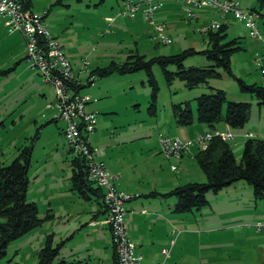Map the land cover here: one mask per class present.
Segmentation results:
<instances>
[{
  "label": "rangeland",
  "instance_id": "1",
  "mask_svg": "<svg viewBox=\"0 0 264 264\" xmlns=\"http://www.w3.org/2000/svg\"><path fill=\"white\" fill-rule=\"evenodd\" d=\"M239 1L246 11L255 8L264 13V5L259 8L257 0ZM173 2L177 5L172 9L173 18L168 24L156 17L162 4L153 13V23L163 22L171 37L169 43H161L151 37L155 28L141 11L134 16L118 13L123 5L121 0H31L34 11L46 10L44 22L48 31L63 47L74 76L84 84L79 92L91 96L92 101L86 108L96 110V124L89 133L95 157L104 161L105 171L113 176L115 187L123 190L116 186L122 180L120 186L130 195L153 185L170 188L186 181L206 180L194 157L200 147L196 141L181 155L168 156L160 151L158 137L177 135L184 140H194L198 133H204L201 128L206 124L196 119L195 97L210 91L209 86L187 87L178 77L167 82L161 66L153 63L152 73L157 82L153 108L152 85L145 69L88 76L90 69L105 65L111 59L122 60L131 50L144 53L148 58L179 52L189 46L204 48L207 36L199 27L212 19H222V15L211 5H187L184 0ZM189 10L197 13L199 19H187ZM253 13L257 12L253 10ZM110 15L114 19L108 22L106 17ZM227 20V39L239 36L243 45L231 54L232 72L247 83L255 81L264 85V72L254 60L257 54L264 52V40L252 36L244 21L232 13H227ZM254 20L264 34V14L257 13ZM210 63L199 52L183 60L186 67ZM262 64L264 66V60ZM168 69H175V64H169ZM0 70L3 71L0 73V160L7 164L18 154L19 147H32L26 195L29 200L36 201L39 215L44 217L40 225L8 242L5 253L0 256V264H38V251L45 245L48 233H53L52 245H58L61 250V254L48 264H107L109 260L104 252H108L111 243L102 230L97 234L100 227L87 223L97 202L83 200L70 189V159L75 152L68 151L69 145L61 132L64 120H52L57 112L55 87L43 79L37 68L30 66L25 56L23 34L19 30H9L2 16ZM219 71L221 76L210 78L208 85L224 89L227 100H246L251 104L244 125L230 128L233 138L229 142L239 161L248 132L264 137V104L258 103L255 94L241 90L235 77L222 68ZM89 78L93 80L87 83ZM184 101L189 102L194 120L181 125L175 121L172 104L183 102L184 105ZM225 106L226 102L223 111ZM218 126L223 127V122ZM147 183L152 184L148 186ZM206 197L208 202L198 209L174 211L179 228L189 234L185 259L188 253L190 264H263L264 235L255 237L246 225L254 211L262 214L258 215L262 219L257 218L264 222V197L256 198L252 185L244 179L217 192L209 190ZM124 203L128 204L129 200ZM124 226L126 228L125 222ZM254 226L260 230L255 222ZM164 254L168 255V248Z\"/></svg>",
  "mask_w": 264,
  "mask_h": 264
},
{
  "label": "trees",
  "instance_id": "2",
  "mask_svg": "<svg viewBox=\"0 0 264 264\" xmlns=\"http://www.w3.org/2000/svg\"><path fill=\"white\" fill-rule=\"evenodd\" d=\"M24 1L27 6L31 7V0ZM257 1L261 8L264 0ZM57 2H62V0H57ZM251 10L261 13L259 9L252 8ZM206 36V46L201 49L189 46L179 52L160 53L148 58L144 53L131 50L122 60L111 59L105 65L90 69L88 76H106L112 73L122 74L145 69L148 82L152 85L151 104L155 108L157 82L152 73V64L158 63L167 82L178 77L184 80L187 87L205 84L211 88L210 91L202 92L195 97L196 119L198 122L205 123L207 130L219 128V122H223L229 128L241 127L248 119L250 102L227 100L224 89L208 85V80L221 76L219 68H222L237 79L241 90L255 94L259 99V104H264V85L257 82L247 83L232 72L231 54L242 49L243 45L238 39L239 36L227 39L226 23L221 22L217 29L208 30ZM197 52L202 53L211 63L206 66H184L183 60L188 55ZM169 64H175V69H168ZM1 72L3 71L0 70ZM92 80L93 78H89L87 83ZM83 85L78 80L73 86L79 91ZM224 102L226 106L223 111ZM182 103L172 104L173 116L178 124H190L194 120L193 111L188 101H184V105ZM55 119L54 116L52 120ZM71 150L69 146V151ZM31 151V146H21L18 148V154L9 163L3 164L0 160V256L5 253L10 240L30 231L44 220V217L39 215L37 203L29 200L26 195ZM194 157L206 175L205 181H186L176 184L165 192L150 190L144 195H174L176 197L174 211L187 212L194 208L198 209L208 202L207 191L217 192L238 179H244L252 185L253 193L257 198L264 197V137L248 135L244 141L239 161L236 160L229 139H223L220 135H213L204 148H199L194 153ZM70 161L72 170L69 177L70 189L76 190L86 199H89L91 194L97 195L102 199L100 203L106 210L104 189L88 177L86 158L75 152ZM56 253L57 246L52 245V233H48L45 245L38 251V264H48ZM114 257L115 264H117L115 251Z\"/></svg>",
  "mask_w": 264,
  "mask_h": 264
},
{
  "label": "built area",
  "instance_id": "3",
  "mask_svg": "<svg viewBox=\"0 0 264 264\" xmlns=\"http://www.w3.org/2000/svg\"><path fill=\"white\" fill-rule=\"evenodd\" d=\"M163 0H123L122 8L118 13L134 16L141 11L145 18L153 24L155 33L152 38L161 43H169L171 37L166 32L163 22L154 24L153 13L161 6ZM193 6L211 5L223 16L230 12L235 17L244 21L252 36L264 40L256 22L253 10H244L239 0H184ZM46 10L34 11L27 6L24 0H0V15L4 18L8 29L19 30L24 37L25 56L30 61L32 68H37L43 75L45 81L51 82L55 87L56 108L55 118L63 119L65 124L62 132L65 141L72 150L83 155L87 161L88 177L104 189V203L106 206V217L104 221L111 230V239L114 251L117 256V264H141V255L134 250V243L131 241L124 226L123 215L125 203L130 194L118 190L113 182V176L105 171L104 161L98 160L93 149L90 147L87 135L93 130L96 124V110H88L86 103L90 95L75 90L74 84L78 79L72 72L70 62L65 56V51L60 42L48 31L44 22ZM187 19H196L197 13L189 10L186 12ZM114 16L106 17L110 22ZM221 24L218 19H212L208 24L199 27L201 32L217 29ZM262 70L264 52L254 57ZM213 135H220L223 139L233 138L228 125L225 128H214L198 133L193 139H181L179 136L159 135L160 151L165 155L179 156L188 151L193 141H196L199 148H204ZM174 167V166H173ZM258 229L264 228V222L256 221ZM162 251L166 253V248ZM158 264H161L160 262Z\"/></svg>",
  "mask_w": 264,
  "mask_h": 264
},
{
  "label": "crops",
  "instance_id": "4",
  "mask_svg": "<svg viewBox=\"0 0 264 264\" xmlns=\"http://www.w3.org/2000/svg\"><path fill=\"white\" fill-rule=\"evenodd\" d=\"M163 1H164L162 4L163 6L159 10H157L156 17L158 20H164L168 24L169 21H172L171 20L173 18L172 9L177 5V2H173V0H163ZM187 5H191V4L187 3ZM204 6H208V5H204ZM227 13H230V12H227ZM227 13H225L222 16V19H220L221 22L226 23V24H228ZM260 14L263 15L264 13L261 12ZM197 19H199L198 14L195 20ZM260 71L264 72L262 68ZM90 101H92L91 97L88 102ZM220 128H225V125ZM201 129L206 130L207 126H204V128H201ZM61 132H62V127H61ZM251 134H252L251 132L250 133L248 132V135H251ZM88 141H89L90 146L92 147V144L89 140V135H88ZM68 151H69V148H68ZM121 182H119V185L116 183V186L120 189L127 190L125 187L120 186ZM173 183H174V180L172 181L171 184ZM143 184L144 183H142V185ZM149 184H152V183H147L148 186ZM138 185L140 186V184ZM28 186H29V183H28ZM156 186L153 185L152 187H148L146 189H139V191L135 190L134 192H136V194L130 196V198L127 199V201L129 200V203L125 204L126 212L124 215V222L126 225L127 233L130 239L135 244V251L141 255V264H158V262L160 261H164L163 264H190L189 259H188V253H187V259H185V251L188 250L187 244L189 243V240H188L189 234L182 227L179 228L180 225L179 223L176 222V218L174 214L175 212L173 209V206L175 203L174 195H168V196H164V195L145 196L144 195L150 190H158L161 192H165L173 188L175 185H172L170 188L169 187L159 188V186L158 187ZM163 188H168V189H163ZM27 190H28V187H27ZM72 191L77 192L76 190H72ZM78 196L81 199L86 200V201L89 200L91 202L95 200V202H97L96 209L92 208L90 211L91 215H89L88 217L89 219L87 223L88 225L92 227H100L96 230L97 234H99L102 230L103 236L107 237L108 242L110 241L111 248L108 249V252H104V255L108 256L109 261L107 262V264H115L114 247L111 242L110 229H109L108 224L104 221L106 217V210L103 204L100 203L102 199L95 194H91L89 199L84 198L80 193H78ZM258 198H261V197H258ZM70 199L72 200L71 197ZM258 215H262V214L256 211L253 212L252 218L250 219V223L249 225L248 224L246 225V228L251 229V232L253 233L255 237L262 238L263 236L261 234L264 235V228L262 230H257L254 226V222L261 221L257 217L262 219V217ZM212 228L214 227H209L208 229H212ZM253 229H255V231ZM62 234H63V231H62ZM52 240H53V233H52ZM258 243H263V242L258 240ZM56 246H57L56 255L58 256L61 254L60 253L61 250L58 248V245ZM98 247L100 246L98 245ZM165 247L168 248L167 256H165V254L162 252V248H165Z\"/></svg>",
  "mask_w": 264,
  "mask_h": 264
}]
</instances>
